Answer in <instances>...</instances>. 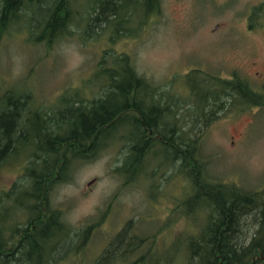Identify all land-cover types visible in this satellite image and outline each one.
<instances>
[{"label": "rangeland", "instance_id": "rangeland-1", "mask_svg": "<svg viewBox=\"0 0 264 264\" xmlns=\"http://www.w3.org/2000/svg\"><path fill=\"white\" fill-rule=\"evenodd\" d=\"M82 2L84 6L86 1ZM161 4L159 16L134 36L123 34L114 43L99 35H79L80 27L50 49L34 45L28 31L18 32V28L0 39V94L22 88L37 102L35 109L54 108L63 94L74 98L73 90L87 85L105 51L113 48L130 56L132 67L145 82L142 103L159 114L155 143L137 184L127 183L116 171L124 157L123 143L112 140L95 160L75 161L71 182L54 188L52 206L63 211L74 231L71 247L80 244L79 229L97 225L85 250L69 254L63 264H93L130 222L134 232L161 231L171 215V199L179 195L178 186L187 174L180 153L186 145L193 150L211 191L251 197L253 212L241 218L236 228L242 249L264 238V107L237 105L235 109L228 91L223 105L215 109L207 93L192 89L207 92L215 88L209 82L212 78H239L264 94V0H161ZM21 173L12 162L4 165L0 189L11 187L23 177ZM199 204L205 219L189 233L188 243L215 219L207 196H201ZM185 227L184 221L167 226L159 236L176 264L194 263L186 253L181 256L173 242ZM251 264H264V254Z\"/></svg>", "mask_w": 264, "mask_h": 264}, {"label": "trees", "instance_id": "trees-1", "mask_svg": "<svg viewBox=\"0 0 264 264\" xmlns=\"http://www.w3.org/2000/svg\"><path fill=\"white\" fill-rule=\"evenodd\" d=\"M82 1L0 0V39L18 28V32L28 31L34 45L50 49L80 27L79 35H99L114 43L123 34L134 36L162 11L161 0H84V6ZM22 22L25 26L20 25ZM105 52L87 85L74 89V98L63 94L54 108L35 109L37 102L30 92H21L22 88L0 94V170L12 162L23 176L11 187L0 189V264H63L69 254L85 250L87 238L97 225L79 229L76 236L81 237L80 244L71 247L74 231L64 220L63 211L52 206L54 188L71 182L75 161H93L109 141L122 142L124 157L116 171L127 183L137 184L142 176L148 151L155 143L159 114L144 107L140 92L145 82L132 67L130 56L113 48ZM209 82L215 88L207 92L195 86L192 89L207 93L215 109L223 105L222 97L228 91L235 99V109L237 105L264 107V94L239 78H212ZM166 138L163 135V140ZM180 153L187 174L178 186L179 195L171 196L166 226L152 233L134 232L130 222L93 264H176L159 236L167 226L182 221L186 227L173 242L181 256L186 253L193 264H251L263 257L261 235L247 249H242L241 238L236 235L241 218L253 212L251 197L239 192L234 197L214 193L203 180L193 150L186 145ZM201 196L211 202L215 219L211 218L207 229L188 243L189 233L205 219Z\"/></svg>", "mask_w": 264, "mask_h": 264}]
</instances>
